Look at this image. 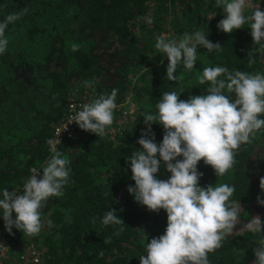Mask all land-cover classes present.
<instances>
[{"label": "trees", "instance_id": "obj_1", "mask_svg": "<svg viewBox=\"0 0 264 264\" xmlns=\"http://www.w3.org/2000/svg\"><path fill=\"white\" fill-rule=\"evenodd\" d=\"M8 14L20 19L9 25L8 49L0 56V189H22L32 170L44 164L51 155L47 142L72 115L73 104L92 102L115 88L118 107H136L131 125L116 118L101 137L76 126L72 137L56 145L70 162L71 182L42 210L45 226L35 239L13 229V247L33 245L41 253L40 264H140L147 243L167 224L163 209L149 212L127 191L134 185L127 157L140 147L146 127L141 113L155 112L164 92L181 93V100L204 94L208 85L198 80L205 67L264 73V52L254 51L247 26L231 34L217 28L224 13L215 0H0V19ZM195 31L208 34L222 50L198 49L195 69L181 66L178 80L169 81L168 60L155 48L157 36ZM152 131L157 144L162 142V126L153 124ZM235 161L217 177L201 160L199 183L234 185L233 198L240 200L243 213L257 211L264 221V206L257 202L258 196L264 199V129L240 147ZM157 175L167 179L170 173L161 167ZM111 208L125 223L122 232L100 222ZM238 227L209 253L210 264H253L259 235Z\"/></svg>", "mask_w": 264, "mask_h": 264}, {"label": "clouds", "instance_id": "obj_2", "mask_svg": "<svg viewBox=\"0 0 264 264\" xmlns=\"http://www.w3.org/2000/svg\"><path fill=\"white\" fill-rule=\"evenodd\" d=\"M215 4L224 13L217 24L220 31L231 34L247 26L254 51L264 52L261 0H215ZM19 19V14L0 19V56L8 49L9 25ZM145 20L149 25L153 22L150 17ZM207 36L203 31L184 33L177 38L168 33L157 36L155 48L168 60L169 81L178 80L175 73L181 66L189 72L195 69L198 49L209 53L222 50L219 43L211 42ZM198 83L208 85L204 94L181 100V93L164 92L155 112L141 113L146 127L137 141L140 147L127 157L134 181L127 191L149 212L163 209L167 224L162 235L147 243V255L140 256V264H210L209 253L220 249L240 223L243 209L240 200L233 198L235 186L223 183L202 187L199 181L203 173L198 164L203 160L217 177L224 176L233 168L240 147L264 129V73L230 71L226 66L216 65L203 68ZM118 91L114 88L110 94L79 105L68 124L74 122L81 130L98 137L106 135L116 120ZM76 107L73 105L74 110ZM153 124L164 130L159 144L155 141ZM60 133L47 142L50 157L39 169L32 170L22 189H0V218L9 234L15 228L25 236L37 237L45 226L42 210L50 198L63 196L71 182L70 162L56 147L57 142L61 143ZM161 167L170 173L167 179L157 175ZM260 187L264 190V177ZM257 202L264 206V199L259 196ZM100 222L105 227L119 226L118 232L124 230L123 219L112 208ZM46 223L53 227L51 219ZM244 227L259 235L253 264H264V221L260 216L252 217Z\"/></svg>", "mask_w": 264, "mask_h": 264}, {"label": "built area", "instance_id": "obj_3", "mask_svg": "<svg viewBox=\"0 0 264 264\" xmlns=\"http://www.w3.org/2000/svg\"><path fill=\"white\" fill-rule=\"evenodd\" d=\"M75 105V104H73ZM73 105L70 107L72 115L65 121H63L57 128L55 132V138L57 136L58 131H61L58 139L62 143L64 139L70 138L74 134V127L77 125L73 122L70 123L71 118L75 115V111L79 109V105H76V109L74 110ZM133 108H127L125 105L119 106L118 109L115 111L119 116L120 122L124 123L125 125H131L135 119V112L136 110ZM67 126V127H66ZM66 127V128H65ZM65 128V129H64ZM64 129V130H63ZM127 129V128H126ZM119 130H123L122 128ZM111 134H116L117 132H110ZM57 142L56 145L61 144ZM10 236L5 228H4V221L2 222V228L0 230V264L7 262L9 260H13L15 263L18 264H40L42 262L41 253L33 246L29 245L25 248H21L20 250H16L13 247ZM9 237V238H8Z\"/></svg>", "mask_w": 264, "mask_h": 264}, {"label": "rangeland", "instance_id": "obj_4", "mask_svg": "<svg viewBox=\"0 0 264 264\" xmlns=\"http://www.w3.org/2000/svg\"><path fill=\"white\" fill-rule=\"evenodd\" d=\"M135 82L137 81V77H135V80H134ZM135 107V106H134ZM136 108V107H135ZM135 108H133V109H135ZM132 109V110H133ZM115 115H117L118 117H116ZM114 117L115 118H117V120H119V115L117 114V113H114ZM255 137V136H254ZM264 210V209H263ZM260 212L261 211H259V214H260ZM256 216H258V212L257 211H254L252 214H250L249 215V213H243L242 212V214H241V216H240V223H238L237 225H236V227H238L239 228V230L240 231H243L246 227H244V225H246L247 223H248V221H250V219L252 218V217H256ZM11 236H12V234H11ZM35 239V238H34ZM34 241V240H33Z\"/></svg>", "mask_w": 264, "mask_h": 264}]
</instances>
